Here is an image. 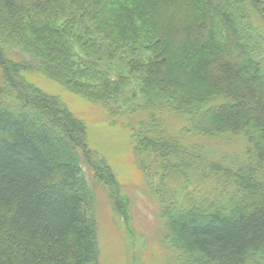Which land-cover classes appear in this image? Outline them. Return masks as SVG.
<instances>
[{"label":"trees","instance_id":"1","mask_svg":"<svg viewBox=\"0 0 264 264\" xmlns=\"http://www.w3.org/2000/svg\"><path fill=\"white\" fill-rule=\"evenodd\" d=\"M0 69V264H101L86 122L27 70L130 130L167 260L264 264V0H0Z\"/></svg>","mask_w":264,"mask_h":264},{"label":"rangeland","instance_id":"2","mask_svg":"<svg viewBox=\"0 0 264 264\" xmlns=\"http://www.w3.org/2000/svg\"><path fill=\"white\" fill-rule=\"evenodd\" d=\"M23 74L41 90L61 96L70 110L84 119L87 144L83 150L103 160L94 155L84 165L100 223L101 264H176L165 258H175V254L163 252L165 227L157 216L155 197L149 192L139 168L130 130L111 124L101 106L44 74L29 70ZM239 142L232 139L220 141L218 145L236 150ZM89 159L91 164H87Z\"/></svg>","mask_w":264,"mask_h":264}]
</instances>
